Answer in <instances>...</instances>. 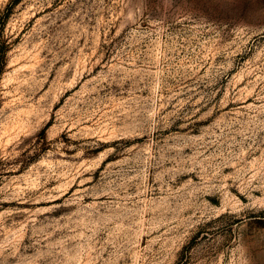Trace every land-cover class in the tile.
Wrapping results in <instances>:
<instances>
[{"label":"rangeland","instance_id":"obj_1","mask_svg":"<svg viewBox=\"0 0 264 264\" xmlns=\"http://www.w3.org/2000/svg\"><path fill=\"white\" fill-rule=\"evenodd\" d=\"M0 264H264V0H0Z\"/></svg>","mask_w":264,"mask_h":264},{"label":"trees","instance_id":"obj_2","mask_svg":"<svg viewBox=\"0 0 264 264\" xmlns=\"http://www.w3.org/2000/svg\"><path fill=\"white\" fill-rule=\"evenodd\" d=\"M5 66V60H4V57H1L0 59V73L2 72V69L4 68Z\"/></svg>","mask_w":264,"mask_h":264}]
</instances>
